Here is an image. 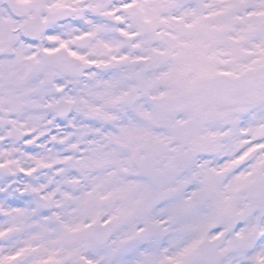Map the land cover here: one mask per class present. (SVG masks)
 Returning a JSON list of instances; mask_svg holds the SVG:
<instances>
[{
    "label": "snow or ice",
    "instance_id": "1",
    "mask_svg": "<svg viewBox=\"0 0 264 264\" xmlns=\"http://www.w3.org/2000/svg\"><path fill=\"white\" fill-rule=\"evenodd\" d=\"M0 264H264V0H0Z\"/></svg>",
    "mask_w": 264,
    "mask_h": 264
}]
</instances>
